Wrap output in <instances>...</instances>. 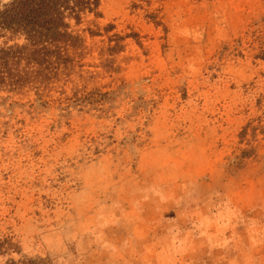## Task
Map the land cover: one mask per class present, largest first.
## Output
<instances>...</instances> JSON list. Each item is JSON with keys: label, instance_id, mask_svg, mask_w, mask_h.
Masks as SVG:
<instances>
[{"label": "rangeland", "instance_id": "374dc122", "mask_svg": "<svg viewBox=\"0 0 264 264\" xmlns=\"http://www.w3.org/2000/svg\"><path fill=\"white\" fill-rule=\"evenodd\" d=\"M100 12L57 78L0 90V239L40 264H264V0Z\"/></svg>", "mask_w": 264, "mask_h": 264}, {"label": "trees", "instance_id": "16d2710c", "mask_svg": "<svg viewBox=\"0 0 264 264\" xmlns=\"http://www.w3.org/2000/svg\"><path fill=\"white\" fill-rule=\"evenodd\" d=\"M101 3L102 0H0V90L47 84L57 78L74 59L71 51L84 47L72 21L80 24L88 14L100 16ZM122 47L119 45V49ZM14 254L20 258H14ZM42 261L23 254L22 246L13 237L0 239V264Z\"/></svg>", "mask_w": 264, "mask_h": 264}]
</instances>
